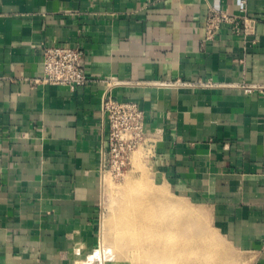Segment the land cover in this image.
Here are the masks:
<instances>
[{
  "label": "crops",
  "instance_id": "obj_1",
  "mask_svg": "<svg viewBox=\"0 0 264 264\" xmlns=\"http://www.w3.org/2000/svg\"><path fill=\"white\" fill-rule=\"evenodd\" d=\"M209 8L252 21L206 39ZM47 45L81 49L89 81H40ZM242 84L264 85V0H0V264H75L93 246L109 92L143 108L159 181L210 203L264 264V93Z\"/></svg>",
  "mask_w": 264,
  "mask_h": 264
},
{
  "label": "rangeland",
  "instance_id": "obj_2",
  "mask_svg": "<svg viewBox=\"0 0 264 264\" xmlns=\"http://www.w3.org/2000/svg\"><path fill=\"white\" fill-rule=\"evenodd\" d=\"M101 184V209L94 235V244L86 255L75 264H147L146 258H143V253L139 249H133L131 243V239L134 237L133 230L120 224L119 218L121 214L126 211L129 212L130 209L136 211L141 204H143L144 210L145 206H147V210L155 208V211L153 210L154 213L151 215V221L148 222H152V220L153 222L159 221L157 223L163 225L170 220H175L178 221V224L182 225V229L179 231L170 232L165 236L167 244L179 238L182 242L188 241V245L185 246L189 248L185 247L184 251L178 255L176 264H187L186 261L188 263L194 262L193 264L250 263L252 259L251 255L234 246L226 236L220 217L218 218L212 211V205L205 201L195 200L176 193L161 183L156 177V173L148 164L146 153L141 147L133 152L130 163L120 174L106 171ZM135 197H139L137 198L138 200ZM159 197L161 199L160 205L151 208L149 204L151 200ZM171 199L182 201L184 203L182 207L184 208L172 211V209L168 208V203L166 202ZM143 200L145 203H142ZM136 201L139 202L137 203ZM124 203L126 204L124 205ZM132 205L135 206L132 207ZM127 207L130 209L128 210ZM185 207L193 211L194 215L183 213L184 209L187 210ZM143 209L142 212L145 213ZM118 215L119 217H117ZM161 216L163 218L159 219ZM114 223H116V226ZM202 231L209 233L207 237L208 241L206 240L205 245L212 252H205L204 244L196 240V233L201 234ZM168 238H170L169 241ZM189 240L192 242L190 243ZM191 250H193V255L190 260L188 255Z\"/></svg>",
  "mask_w": 264,
  "mask_h": 264
},
{
  "label": "built area",
  "instance_id": "obj_3",
  "mask_svg": "<svg viewBox=\"0 0 264 264\" xmlns=\"http://www.w3.org/2000/svg\"><path fill=\"white\" fill-rule=\"evenodd\" d=\"M243 10V9H242ZM242 19V20H241ZM243 30L249 28L251 18L234 15L225 10L209 8L205 20V37L211 39L221 22L239 23ZM83 52L77 47L67 45H47L42 48V76L40 81L63 85L70 89L85 85L89 78L82 60ZM102 81L110 89L120 83L116 76H105ZM245 93H264V85L242 84ZM101 113L107 123L98 148V171L102 180L106 171L120 172L130 163L133 152L141 147L148 155L154 142L145 129V113L136 102L120 100L110 92L106 94Z\"/></svg>",
  "mask_w": 264,
  "mask_h": 264
},
{
  "label": "bare ground",
  "instance_id": "obj_4",
  "mask_svg": "<svg viewBox=\"0 0 264 264\" xmlns=\"http://www.w3.org/2000/svg\"><path fill=\"white\" fill-rule=\"evenodd\" d=\"M128 196H129V194H128ZM130 198H132V197H130ZM137 198H139V197H137ZM147 202H149V201H147ZM160 202H161V199L159 197V198H155V199L151 200V202L149 204L152 208L154 206H156V207L159 206ZM166 202L168 203V208L172 209V211H176L178 208H181V209L184 208V207H182V205H184V203L180 200L171 199V200H168ZM142 203H145L144 200ZM125 204L126 203H124V205ZM163 204H164V201H163ZM129 206H131V205H129ZM134 206L132 205V207H134ZM150 206H149V209H150ZM143 208H144L143 204L138 206L136 211L134 209L132 210V209L127 207L128 210L130 209L129 212L128 211H126L124 213L122 212L123 214L120 213L121 217H119V215L117 216L120 218V224L124 225L126 228L128 227V228L133 230L132 233H133L134 237L131 239L133 249L134 250L139 249V251H141L143 253V258L144 257L146 258V260L148 262L147 264H176L178 255L181 254L182 251H184V249L186 247L185 245H188V241L185 240L184 242H182L181 240H179L180 238L178 240L177 239L174 240L172 238L174 241L169 242V244H167L165 242L166 241L165 236H166V234H168L170 232L173 233L174 231L175 232L177 230L179 231L180 229H182V225L178 224L177 223L178 221H175V220H170L169 222H167L166 224H163V225L158 224L157 222H159V221L153 222V220H152V222H148V221H151L150 220L151 215L154 213L155 208H153L152 210H147L148 209L147 206H145V210ZM185 208H187V210L184 209L183 213L194 215L193 214L194 212L191 211L188 207H185ZM123 209L127 210L125 208H123ZM142 209H143V211H145V213L142 212ZM163 211H164V209H163ZM162 218H163V216H161L159 219H162ZM116 220H118V219H116ZM116 220H115V222H116ZM114 224L116 226V223H114ZM208 235H209L208 232H203V231L201 232V234L196 233V238H197L196 240H197V242L204 244L205 252L211 251L209 249V247H207L205 245ZM169 239L170 238H168V241H169ZM189 242L191 243L192 241L189 240ZM207 244H209V243H207ZM192 247H193V245H192ZM186 248H189V247H186ZM192 255H193V250H191V252H189L188 258L192 259ZM140 259H142V258H140ZM184 260H185V258H184ZM186 263L187 264H193L194 262L188 263L186 261ZM141 264H143V263H141ZM180 264H184V263H180Z\"/></svg>",
  "mask_w": 264,
  "mask_h": 264
}]
</instances>
